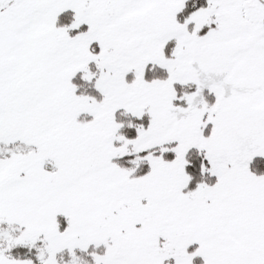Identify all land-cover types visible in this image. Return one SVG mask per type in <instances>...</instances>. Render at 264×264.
<instances>
[{"label": "snow or ice", "instance_id": "1", "mask_svg": "<svg viewBox=\"0 0 264 264\" xmlns=\"http://www.w3.org/2000/svg\"><path fill=\"white\" fill-rule=\"evenodd\" d=\"M0 264H264V0H0Z\"/></svg>", "mask_w": 264, "mask_h": 264}]
</instances>
